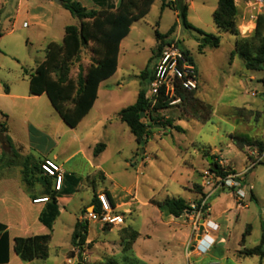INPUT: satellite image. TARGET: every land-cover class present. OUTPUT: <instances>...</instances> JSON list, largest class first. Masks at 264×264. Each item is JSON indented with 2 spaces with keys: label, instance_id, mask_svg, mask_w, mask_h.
Wrapping results in <instances>:
<instances>
[{
  "label": "rangeland",
  "instance_id": "1",
  "mask_svg": "<svg viewBox=\"0 0 264 264\" xmlns=\"http://www.w3.org/2000/svg\"><path fill=\"white\" fill-rule=\"evenodd\" d=\"M175 1L155 0L147 16L134 24L130 35L123 42L118 73L111 80L115 83L114 93L107 97L105 90H101L96 112L91 115L95 122L89 135L95 138V152L100 145L106 148L101 162L107 177L102 178L99 170L90 171L86 165H79L77 161L81 159L78 158V171L69 172L80 179V184L73 198L61 206L63 212L54 224L53 231L49 230L52 236L49 257L23 262L17 256L12 264H80L78 260L83 255L87 258L83 264H97L99 261L107 262L106 264H132L131 260L123 261L125 254H121V248L117 244L120 242V235L116 229L101 230L98 238L85 245L83 250H72L73 226L80 216L86 217L85 207L92 201L95 191L107 188L120 199L119 202H127L131 198L128 194H135V204L139 208H132L131 214L125 212L130 207L119 208L117 212L123 215L125 223L128 219L127 226L144 230L143 221L151 210L144 203L152 198L161 201L169 197H183L190 203H196L201 198L196 186H200L205 193H213L212 196L215 197L224 195L228 188L221 185L222 178L211 171L213 162L225 170L232 169L237 174L242 172L240 184L246 193L245 198L241 201L235 191L231 192L238 211L229 213L226 234H222V241L210 254L202 258L191 254L187 258L182 249L178 255L179 261H173V255L168 254L163 257V264H264L258 257L241 255L244 249L258 246L264 235V157L259 154L255 157L251 154L255 149L248 146H244V153L235 141L245 138L243 133L250 130L247 134L259 136L258 128L264 124V69L258 72L248 71L238 56L231 57L237 37L216 26L213 12L218 6V0H184L178 4ZM256 1L237 0L236 4L239 11L242 7L249 10L252 9L250 5ZM0 3V127L7 129L12 144L13 135L21 142H16L15 146L23 154L31 152L25 132L28 124L41 131H48L51 125L61 142L72 131L83 135L84 128L73 130L61 120L47 96L37 99L29 93L28 80L44 58V47L42 32L34 31L27 18V11L32 5L49 4L43 0H23L21 5L19 0H0ZM164 3L166 6L163 7ZM170 3L173 5H168ZM185 5L188 7L187 21L190 28L184 27L180 16L181 8ZM17 16H20L19 20ZM241 18L239 16L242 36L245 29L241 27ZM72 21L73 24H78L75 18ZM25 22H28L26 26ZM173 27L175 33L172 38L192 58L197 71L198 89L192 96L193 100L154 113V117L160 122L169 119L173 127L178 126L181 131L171 127L161 128L157 124L159 126L151 129L146 141L137 143L128 126L120 122L117 116L113 117V114L119 109L134 105L141 90L145 89L148 93L151 81L150 78H142V74L147 72L150 75L159 63L156 56V31L166 35ZM199 31L219 36V47H214L211 41L207 42ZM169 39L170 37L167 40ZM92 62L91 46L83 48L80 61L73 66L71 76L76 78L79 66L87 69ZM251 77L255 80H250ZM7 89L12 95L30 98L11 97L6 94ZM147 121H150L149 116ZM57 122L64 127L65 133L58 129ZM36 138L38 137L34 134L35 147L40 145ZM36 158L41 160L44 155ZM70 166L72 164L65 165L66 170H70ZM188 180L191 182H187ZM0 183V215L4 213L5 216V211L25 208L23 199H20L21 189L14 175L8 181L3 177ZM249 186L254 199L248 191ZM215 197L211 200L214 212L217 211L218 202ZM89 210L92 211V207ZM189 215L194 217L193 223L200 224L201 220L209 218L211 211L200 216L193 213ZM10 224L13 226V234H16L17 223L11 221ZM29 224L30 234H37V226H32V221ZM38 225L42 224L38 222ZM104 229L109 230L110 227ZM94 230L93 226L90 238H94ZM246 232L250 234L242 243ZM194 234L196 236L199 231L194 230ZM159 240L160 236L151 241H142V248L159 251L162 247ZM172 249L177 255L176 246H172Z\"/></svg>",
  "mask_w": 264,
  "mask_h": 264
},
{
  "label": "trees",
  "instance_id": "2",
  "mask_svg": "<svg viewBox=\"0 0 264 264\" xmlns=\"http://www.w3.org/2000/svg\"><path fill=\"white\" fill-rule=\"evenodd\" d=\"M61 2L63 8L69 11L78 21V24L66 27L65 36L61 43L52 42L47 46L44 61L37 65L34 73L29 77V93L31 96L46 95L63 122L69 128L75 129L93 108L100 84L116 73L121 42L129 35L133 24L147 16L155 0H119L116 9L99 11L89 10L80 2L74 0H61ZM175 2L177 4L182 3L177 0ZM168 5L172 6L173 4ZM164 6H166V3H164ZM187 13L188 7L185 5L181 8L180 16L184 27L190 28ZM213 19L220 30L231 32L237 37L231 57L238 56L243 61L244 68L248 71H262L264 69V11L258 16L254 31L246 37H242L240 34L239 8L235 0H218V6L213 12ZM199 32L206 37L207 42L211 41L214 47H219V36L207 34L203 31ZM174 33V27L166 35L156 31L158 42L156 56L158 58L162 55L165 47L174 41L172 38ZM169 37L170 39L167 40ZM89 46H91L93 62L87 69L79 66V73L76 78H73L71 76L73 66L80 61L83 48ZM182 51L193 63L189 53ZM142 78H150L152 82L154 72L150 75L144 72ZM194 92L179 89L177 96L181 100L180 103L193 100ZM146 94L147 90H141L135 104L123 109L118 115L121 122L128 126L137 143L146 141L151 134V129L157 124L161 128L171 127L181 131L180 127H173L172 121L169 119L162 123L154 117V113L172 107L170 106V100H166L161 93L153 103L146 98ZM142 112L146 116L143 119L141 118ZM147 116L150 117V123L147 121ZM0 133L5 134V140L13 150L14 156L17 157L18 152L7 135V129L0 127ZM235 141L241 150H244V146L256 147L260 155L264 153L263 141L252 140L248 137L235 139ZM101 147L103 148L104 145H100ZM44 162L45 160H36L31 156L25 157L22 161V174L27 187L31 188L35 184H40L44 188L43 194L46 196L47 204L40 216V222L47 229L52 230L63 210L61 206L68 203L66 201L60 204V199L72 196L80 184V179L72 174H65L60 190H55V187L52 189L54 179L44 174L41 167ZM211 166L213 167L211 171L220 178L237 174L232 169L225 170L215 162ZM196 188L201 195L196 204L200 205L207 195L203 193L200 186H196ZM250 195L254 199L252 189ZM153 203L163 214L174 218L193 212L192 204L182 197L166 198L163 201H153ZM93 205L95 210H98L97 199L93 201ZM85 212L87 211L85 210ZM88 229V221L81 220L76 223L72 234V246L74 248L83 250L88 237ZM124 234L127 238L123 239V248L125 252H128L138 237V233L126 229ZM249 234V232H246L242 243ZM50 242V235L17 238L15 239L14 251L23 262H29L32 259H47L49 257ZM241 255L243 257H258L260 261L264 262V235L258 246L244 249ZM9 260V233L7 226L0 223V264H7Z\"/></svg>",
  "mask_w": 264,
  "mask_h": 264
},
{
  "label": "crops",
  "instance_id": "3",
  "mask_svg": "<svg viewBox=\"0 0 264 264\" xmlns=\"http://www.w3.org/2000/svg\"><path fill=\"white\" fill-rule=\"evenodd\" d=\"M74 1L80 2L84 7H86L89 10H97V11L109 10V9L114 10L117 8L118 3H119V0H74ZM43 2H46L49 5H38V6L32 5V6H29L28 11H27V18L32 24L34 31L36 33L42 32L41 40H42V45L44 47L43 48L44 58L41 62H43L45 59V53H46L47 46L52 42L61 43L65 36L66 27L71 26V25H76V24H73V21H72L74 17L69 13V11L63 8L62 2L61 4L56 3V0H43ZM22 3H23V0H19V5H21ZM1 5L2 4L0 3V7ZM251 10L252 9L248 10L245 7L244 8L242 7L241 11H239V16L240 17L242 16L241 27L245 29V31H243L242 37L249 36L256 27V23L249 21ZM17 18L19 20L20 16H17ZM27 24L28 22L24 23L25 26ZM132 28H131V31H132ZM124 40L121 42V45H120V50H119V55H118V67H117L116 73L111 78L107 79L106 81L100 84L99 89H98L97 100L95 101L93 108L82 119V121L79 123L77 128L73 129V130H77L80 127L84 128L85 131L83 135L81 134L82 136L77 134L76 131H72V133L69 134L70 136H68L67 139L61 142V140H59L57 131L55 132L54 130L52 131L51 125H49L50 128L48 131H41L38 127L32 124H28V127L27 129H25V132H26V137L28 139L31 152L30 154H23L22 152H20V149L16 148L15 143L18 142L21 144V142L15 139L13 135V145L16 151L18 152V156L15 157L13 150L11 149V147L5 140V134L0 133V181L3 180V177L6 178L7 181L10 177H12L13 179V175H14L15 179L17 180L18 187L21 189L20 199H23L24 205H25V208L23 209L21 208L19 210L13 209V211H5V216L3 215L4 213L0 215V223H3L4 225L7 226V230L9 233L10 260L7 264H12L13 261L17 260L16 259L17 255L15 254V251H14L15 239L32 238L38 235H41V236L50 235L49 229H47L40 222V216L43 210L45 209L47 202H40V203L34 202L35 200H38V199H45L46 196L43 194L44 188L40 184H35L31 188L27 187L26 183L24 182L23 174H22V161L25 157L31 156L37 160L36 156H40L42 154L44 155V158L43 159L40 158L41 161H44V160L54 161L56 164H58L62 168L64 175L72 174L71 172L75 173L76 171H78L79 169L78 164H79V165H86V167L90 171L99 170L102 174V178L107 177V173L105 172V169L103 168V164L101 162L102 161L101 158L103 157L106 151V148L101 147L98 149V152L96 153L93 150V147L96 144V142L94 141L95 138L90 137L89 131L93 129L92 126L95 122V118H92L91 115L93 114V112H96L95 111L96 104L99 100V95H100L101 90L103 89L105 90V93H107L105 95L107 97H110L114 93L113 85H115V83H113V81L111 80L115 78L119 70V62H120V56H121ZM250 80H255V79L254 77H251ZM28 83H29V80H28ZM116 85L121 87V85L118 83H116ZM6 94H8L11 97H15V98H30L29 96L12 95L10 90L8 89L6 90ZM45 96L46 95L32 96V97L37 98V99H42ZM123 109L124 108L119 109L117 112H115L113 114L114 115L113 117L117 116L119 119V116H118L119 112ZM103 117L105 118L106 116H103ZM119 121L121 122L120 119ZM60 124H61L60 122L56 123L58 129L61 132L65 133L64 127ZM248 124H250V122H248ZM258 129H260V131L258 132L259 136H255V137L251 136L247 134V133H250L251 130L246 132L245 129L243 131L246 133H243V134L245 135V137H248L252 140H258V141L264 142V124ZM34 134L37 135L38 137L36 138L37 141L38 140L40 141L38 142L40 145L36 147L33 146V135ZM252 148H254L255 151H253L251 154H254V156L256 157L257 156L256 154H259L258 149L256 147H252ZM56 149L59 151H56ZM213 150L217 152L216 149H213ZM241 151L245 153V150H241ZM260 156L264 157V153ZM78 158H80L81 160L77 161L78 164H76V160ZM70 164H72V166H70L69 168L70 170H66L65 165H70ZM193 169L194 171L196 170L195 168ZM241 173L242 172L238 174H241ZM187 182H191V181L188 180ZM15 185L16 184H13V186ZM10 187L11 186H9V188ZM54 187H55L54 181H52V189H54ZM99 193H106L109 196L112 204L117 209L124 208V207H130L131 209H127L125 211L127 214H131L132 208H134L135 206H136V209L139 208L135 204L136 203L135 194L132 196H131V193L128 194L130 195L131 198L127 200V202H119L120 199L116 197L112 193V191L106 188L104 191H95L92 201L85 207V210L87 212L89 211L90 207H92V209L95 208L93 205V201L97 199V194ZM203 193L205 192L203 191ZM205 194L209 196V205L211 207V215L209 216L208 219L201 220V224H205L209 222L210 227L213 228V230H210L209 237L206 238L204 241H201L202 240L201 232H199V234H197L196 236L194 234V227H193L194 217L193 216L186 213V214H183L179 218H174L167 214H163L161 210L153 203V201H159V200L152 198L149 201L144 203L145 207L151 208L149 212L150 214L144 219L143 224H142V229L144 230H136L131 226H127L128 219H126V223H124L120 227L119 226L116 228L110 227L109 230L104 229V227L100 224L89 223L86 245L90 244V242H94L96 238H98L99 236L98 234L101 230L111 231V230L116 229L118 230L119 235H120V242L117 244L121 248V254L122 255L125 254L123 255L124 257L123 261L128 262L129 260H131L132 264H163L164 263L163 257L168 254L173 255L172 257L173 261H179L180 258L178 255H180L179 253L182 249H184L185 257L187 258L191 257V254L197 258H202L203 256L210 254L217 247L219 242L222 241V234L223 235L226 234V230H227L226 223H227V220L229 219L228 218L229 213L233 210L238 211L236 209V200L234 199L233 194L229 193L227 189L225 190L224 195H218V197L212 196L213 193L212 194L205 193ZM73 196L74 194L72 196L60 199V204L66 201L69 202L73 198ZM214 197L218 201L216 204L217 206L216 212H214V207L211 204L212 202L211 200ZM188 202L190 203V201ZM62 212L63 210L61 211L60 216L62 215ZM11 217H13V220L11 219ZM81 220H84L83 216H80L76 220L73 226V229H72V234L74 232L76 223ZM11 221L12 222L15 221L17 223V228L15 230L16 234H13V226L12 224H10ZM29 221H32V226H37V231H38L37 234H30L31 225L29 224ZM38 222L42 225H38ZM93 226L95 228L94 230L95 235H94V238H90V232H92L91 230H93ZM126 229H131V231H135L138 233V237L132 244L131 250L128 252H125L123 248V241H124L123 239L127 238L126 235L124 234ZM51 231H53V229ZM72 234H71V237H72ZM158 236H160L159 243L162 245L159 251L153 248L151 249L142 248V241H146V240L151 241L154 237L156 238ZM51 239H52V236H51ZM172 246H176V250L178 251V252L176 251V253H178L177 255L174 254ZM75 249L76 248L72 246V250H75ZM190 251L192 253H190ZM82 259H83V262L80 264H83L84 261L87 260V258L84 257V255ZM98 263L106 264L107 262L99 261Z\"/></svg>",
  "mask_w": 264,
  "mask_h": 264
},
{
  "label": "built area",
  "instance_id": "4",
  "mask_svg": "<svg viewBox=\"0 0 264 264\" xmlns=\"http://www.w3.org/2000/svg\"><path fill=\"white\" fill-rule=\"evenodd\" d=\"M250 6L252 10L249 21L256 23L258 16L264 10V0H258ZM179 89L189 92L197 90L198 77L194 65L184 55L182 49L178 46L177 41H173L165 47L159 58V63L156 65L154 71V79L149 85L146 98L154 103L156 98L162 93L166 100H170V106H176L181 102L180 98L177 96V91ZM41 167L46 176L54 179L55 190H60L64 178L62 168L51 160H45ZM240 177V174L228 175L227 177L220 179V183L226 188H238L236 193L239 195V200L242 201V199L245 198L246 193L241 188ZM208 199L209 196L207 195L200 205L193 203L191 205L193 212L191 213L200 216L211 211ZM46 201L47 199L45 198L35 200L34 202L40 203ZM97 201L98 210H95V208H93L92 211L89 210L86 217H84V220L88 221V223H98L103 227L111 228L121 226L125 223L123 215L118 214L117 208L112 204L106 193L97 194ZM239 206L241 207L242 204L240 203ZM193 226L194 230L201 232V241L208 238L210 230H213V228L210 227L209 222L205 224H198V222H195L193 223Z\"/></svg>",
  "mask_w": 264,
  "mask_h": 264
},
{
  "label": "water",
  "instance_id": "5",
  "mask_svg": "<svg viewBox=\"0 0 264 264\" xmlns=\"http://www.w3.org/2000/svg\"><path fill=\"white\" fill-rule=\"evenodd\" d=\"M177 1L182 2V1H184V0H177ZM56 3L61 4V1H60V0H56ZM144 117H145V113L142 112V113H141V118L143 119ZM150 122H151V121H149L148 123H150ZM157 126H159V125H157ZM209 161L211 162V159H210ZM227 190H228L229 193H231L232 191L237 192V191H238V188H234V189L228 188ZM248 191H249V192L251 191V187H248ZM82 262H83V259H82V256H80V258H79V263H82Z\"/></svg>",
  "mask_w": 264,
  "mask_h": 264
}]
</instances>
